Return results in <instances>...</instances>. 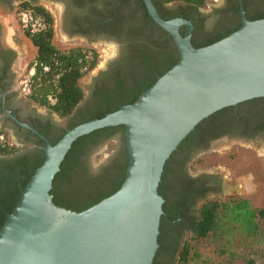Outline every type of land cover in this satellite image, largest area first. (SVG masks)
Returning <instances> with one entry per match:
<instances>
[{
    "label": "water",
    "instance_id": "1",
    "mask_svg": "<svg viewBox=\"0 0 264 264\" xmlns=\"http://www.w3.org/2000/svg\"><path fill=\"white\" fill-rule=\"evenodd\" d=\"M220 40L195 48L184 18L149 17L173 39L176 63L132 104L67 129L20 193L0 230V264H152L163 199L157 192L165 161L213 112L264 97V18L246 19ZM185 27L184 35L178 33ZM124 125L128 166L112 195L80 212L55 206L49 191L71 144L105 127Z\"/></svg>",
    "mask_w": 264,
    "mask_h": 264
},
{
    "label": "flooded vegetation",
    "instance_id": "2",
    "mask_svg": "<svg viewBox=\"0 0 264 264\" xmlns=\"http://www.w3.org/2000/svg\"><path fill=\"white\" fill-rule=\"evenodd\" d=\"M209 1L199 7L181 0H151L162 19L184 18L190 22L192 45L227 34L242 23L238 0ZM26 2L56 10L60 5L62 29L69 39L80 43L75 46L91 49L93 43L109 42L115 44L116 53L91 77L83 90L84 97L73 113L64 119L55 114V119L48 110L42 113L30 105L12 71V64L18 57L16 50L0 46V129L13 135L22 153L34 156L43 152L46 142L50 144L81 119L88 118L99 109L106 112L101 102L103 96L114 100L113 107L121 106L122 103L115 100L116 86V93L123 96L124 102L134 97L148 80L152 81L158 74L150 69L138 72L134 78L133 74L128 75L129 65L137 63L140 56L150 55V40L159 44L166 41L163 52L172 49L173 60L178 57L172 37L149 17L143 0H0V10L8 16ZM241 4L246 19L257 20L264 16V0H241ZM184 32L185 27L180 26L178 33L183 36ZM11 38L16 47L18 41ZM168 62L161 56L156 63L151 61L150 64L163 71ZM121 137V132H116L103 141L104 135H101L97 141L103 143ZM223 141L229 148L264 144V97L244 100L213 112L197 128L190 142L170 158L167 177L170 193L165 206L167 214L163 219L168 215L171 218L163 223L161 250L155 254L152 264L177 263L186 237L190 236L198 221L201 204L209 199V195L223 192L222 177L193 170L201 154L208 153L214 143ZM98 146L87 145L83 153L76 155L77 161L66 166L64 178L57 182L58 194H66L67 186L79 187V184L86 185L104 175H111L112 167L121 166L128 155V152L125 155L120 153L119 146L104 161L99 156L92 161V153ZM124 146L126 149V143Z\"/></svg>",
    "mask_w": 264,
    "mask_h": 264
},
{
    "label": "trees",
    "instance_id": "3",
    "mask_svg": "<svg viewBox=\"0 0 264 264\" xmlns=\"http://www.w3.org/2000/svg\"><path fill=\"white\" fill-rule=\"evenodd\" d=\"M166 2L174 0H165ZM183 2L194 3L197 6H203L206 0H181ZM19 15L23 12L31 16L32 23L37 27V30L32 31L31 27H22L23 35L31 42L36 49V54L33 61L30 63V75L27 77L30 93L26 98L30 104L45 108L51 113L56 114L59 118L64 119L69 117L84 97V91L79 84L83 75L93 69L96 65L97 55L92 49L82 47H71L65 50L58 49L52 42L54 29L53 18L48 10L43 6L26 2L19 6ZM264 16L258 19H263ZM166 19V18H164ZM251 20V19H250ZM241 26V25H240ZM219 36L212 40H204L202 42L193 43V47L200 48L212 44L221 38L227 36L231 32ZM149 43L150 55L148 57L140 56L137 63L133 62V66H128V75L136 74L140 71L154 70L158 72L152 81H149L145 86L138 90L136 95L131 98L121 99L123 96L118 95V86L115 87V100L120 101L121 106L132 104L135 102L140 94L150 87L160 76L169 70L177 61L178 57L173 60V51L163 52V47L167 46V42L158 43L155 40H150ZM154 47V48H153ZM169 61L165 63L163 71H159L157 65L150 64L151 61L156 63L157 58L161 57ZM102 105L106 108V112L102 109L97 110L88 118L81 119L76 126L91 119L103 117L107 113L114 112L118 107H113L114 100L107 96L101 99ZM204 121H200L194 129L178 144L176 149L171 153L165 161L163 170L160 176V182L157 187V192L163 199L162 211L163 216L159 223V234L157 237L158 247L156 252L161 250L163 223L166 219L171 217L168 215L163 219L166 213V200L169 197V189L167 186L168 177V163L170 158L182 146L190 142L193 135L197 132V128ZM71 127V128H72ZM70 129V128H69ZM1 130V129H0ZM8 137L6 131L2 130ZM63 131L61 135L50 141V145L56 142L65 134ZM121 132L120 139L121 149L120 153L126 154L125 149V127L124 125H116L105 127L90 132L77 138L70 146L69 150L60 163L59 171L55 174L49 194L51 195L52 203L60 208L70 210L73 212H80L98 203L100 200L112 195L120 187L125 178L126 168L128 166V155L121 166L112 167V174L102 176L97 181H90L86 185L79 184L77 186H67V193L60 195L57 192V182L64 178L66 166L77 161L76 155L83 153L87 145L98 146L103 140L109 138L112 133ZM104 135L102 141L97 139ZM7 141L0 143V230L15 207L21 191L24 189L30 177L44 160L43 152L34 154L22 153L21 149L14 144H9ZM68 185V184H67ZM85 187V188H83ZM183 189V188H182ZM69 192V193H68ZM264 218V206L255 207L249 201L243 198H227V199H207L199 209L198 221L195 224L189 238L185 241L179 258L176 264H197L193 254L194 247L200 243H217L223 241L229 244V238L234 234L242 236L254 237L259 234V221ZM193 243V244H192ZM155 256V255H154Z\"/></svg>",
    "mask_w": 264,
    "mask_h": 264
},
{
    "label": "rangeland",
    "instance_id": "4",
    "mask_svg": "<svg viewBox=\"0 0 264 264\" xmlns=\"http://www.w3.org/2000/svg\"><path fill=\"white\" fill-rule=\"evenodd\" d=\"M208 3H211V0ZM44 8L49 11L53 18V44L61 50L78 47L75 46L78 42L69 39L62 29V7L57 6V10L47 6H44ZM19 17L18 8L14 14L11 13L7 16L11 31H14L15 38L19 41V54L12 64V71L18 85L21 80L30 75L29 65L36 54L35 47L23 35ZM91 49L96 53L97 60L95 67L85 73L79 81L84 91L91 77L97 70L103 68L116 53L115 44L109 42L93 43ZM35 108L42 113L46 111L45 108L36 106ZM51 114L57 119L54 113ZM11 141L13 144L18 145L14 137H11ZM119 146V138L105 141L92 153L91 160L93 161L96 156H99L104 161ZM193 170L197 173H215L222 177L223 192L218 195H209V199L243 198L255 207L264 206V144L259 146L242 144L241 146L237 145L229 148L224 141L214 143L208 153L200 155L193 165ZM188 238L189 236L186 237V240ZM194 248L193 254L195 258L197 257L195 261L197 264H264V218L259 221V234L254 237L234 234L229 238V244H225L223 241L200 243Z\"/></svg>",
    "mask_w": 264,
    "mask_h": 264
},
{
    "label": "crops",
    "instance_id": "5",
    "mask_svg": "<svg viewBox=\"0 0 264 264\" xmlns=\"http://www.w3.org/2000/svg\"><path fill=\"white\" fill-rule=\"evenodd\" d=\"M11 37H15V33L14 31H11V28L9 26V19L0 10V46L2 49L14 48L17 54H19L18 53L19 47L18 45L16 47L14 46ZM8 136L10 140L11 137H13V135H8Z\"/></svg>",
    "mask_w": 264,
    "mask_h": 264
},
{
    "label": "built area",
    "instance_id": "6",
    "mask_svg": "<svg viewBox=\"0 0 264 264\" xmlns=\"http://www.w3.org/2000/svg\"><path fill=\"white\" fill-rule=\"evenodd\" d=\"M19 21H20L22 27H28V26H30L32 31L37 30V27L32 23L31 16L28 13H26V12L21 13L20 14V17H19ZM19 87H20V91L23 93L24 96H28L29 95L30 88H29V85H28L27 78H25V79H23V80L20 81ZM7 138L9 140L8 141L9 144L10 145L13 144L11 142L9 136L7 137L4 134V132L2 130H0V143L6 142L7 141Z\"/></svg>",
    "mask_w": 264,
    "mask_h": 264
}]
</instances>
